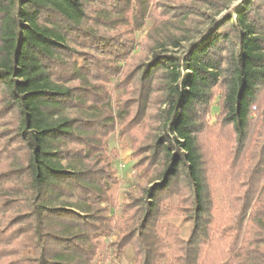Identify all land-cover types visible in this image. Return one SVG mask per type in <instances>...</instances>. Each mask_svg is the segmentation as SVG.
I'll return each mask as SVG.
<instances>
[{"label": "trees", "instance_id": "16d2710c", "mask_svg": "<svg viewBox=\"0 0 264 264\" xmlns=\"http://www.w3.org/2000/svg\"><path fill=\"white\" fill-rule=\"evenodd\" d=\"M114 90L137 157L119 214ZM126 247L130 264H264V0H0V264Z\"/></svg>", "mask_w": 264, "mask_h": 264}, {"label": "rangeland", "instance_id": "374dc122", "mask_svg": "<svg viewBox=\"0 0 264 264\" xmlns=\"http://www.w3.org/2000/svg\"><path fill=\"white\" fill-rule=\"evenodd\" d=\"M236 3L233 2L232 5ZM210 12L213 10H209ZM227 10H223L217 15H215V18L219 20ZM154 21L151 18H146L143 23L134 30V38L135 41L138 42L142 38H144L147 30L153 25ZM185 47V44L183 47H180L177 49V53L180 54L183 52ZM138 50V46L136 45L134 51ZM113 79H111L112 81ZM107 87L111 89V85L108 84ZM123 91L121 90H114L112 91V99L110 103L107 105L108 108L112 110V112L115 115V122H116V129L114 132H112L106 139L105 145H106V154L111 158V166L114 170V174L118 178V191H117V204L115 210L111 209L112 213L119 214L125 198H126V191L129 188H132L134 186V182L136 180V170L134 169V163L137 161V157H133L132 155V141L131 138L127 135L121 136L120 134V122L122 119V115L117 114L116 109V101L120 93ZM218 102H219V96H215L211 103L210 112L206 116V122L208 125H213L216 121V116L218 114ZM255 113L253 112V116ZM173 222L176 224H179L181 227V230L183 234H185L186 231V225L184 223H180L177 219H172ZM116 231L113 232L111 235L104 236L103 239L106 242H110L112 240H115L116 238ZM111 259L103 261V252L99 251L98 256L94 262V264H110V261L117 262L118 264H130L134 260V255L132 252L131 247H126L121 254L114 255V253L110 252Z\"/></svg>", "mask_w": 264, "mask_h": 264}]
</instances>
